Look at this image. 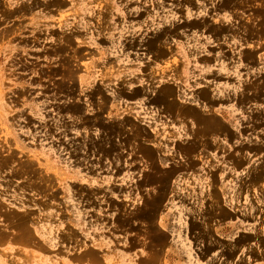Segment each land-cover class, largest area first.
<instances>
[{
    "label": "rangeland",
    "instance_id": "rangeland-1",
    "mask_svg": "<svg viewBox=\"0 0 264 264\" xmlns=\"http://www.w3.org/2000/svg\"><path fill=\"white\" fill-rule=\"evenodd\" d=\"M0 264H264V0H0Z\"/></svg>",
    "mask_w": 264,
    "mask_h": 264
},
{
    "label": "crops",
    "instance_id": "crops-1",
    "mask_svg": "<svg viewBox=\"0 0 264 264\" xmlns=\"http://www.w3.org/2000/svg\"><path fill=\"white\" fill-rule=\"evenodd\" d=\"M136 93H138V95H139V93H141V92H136ZM136 93H135V94H136ZM138 95H137V96H138ZM163 95H164V94H163ZM163 95H162V96H163Z\"/></svg>",
    "mask_w": 264,
    "mask_h": 264
},
{
    "label": "bare ground",
    "instance_id": "bare-ground-1",
    "mask_svg": "<svg viewBox=\"0 0 264 264\" xmlns=\"http://www.w3.org/2000/svg\"><path fill=\"white\" fill-rule=\"evenodd\" d=\"M74 108V107H73Z\"/></svg>",
    "mask_w": 264,
    "mask_h": 264
}]
</instances>
